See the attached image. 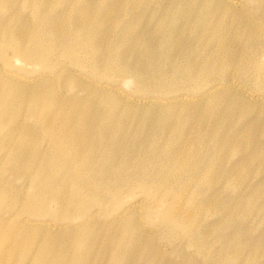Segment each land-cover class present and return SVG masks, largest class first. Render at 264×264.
<instances>
[{
  "label": "rangeland",
  "instance_id": "rangeland-1",
  "mask_svg": "<svg viewBox=\"0 0 264 264\" xmlns=\"http://www.w3.org/2000/svg\"><path fill=\"white\" fill-rule=\"evenodd\" d=\"M225 1L215 0L217 8ZM227 3L235 14L222 17L227 23L222 32L202 33L179 24L180 32L172 34L173 41L171 27L151 26L149 15L133 18L121 12L118 27L104 23L99 28L100 35L106 37L98 35L94 43L100 46L96 44L97 55L105 59L98 62L99 73L80 64L81 54L76 49L70 60L67 47L47 45L40 60L31 62L14 56L7 47L5 57L0 58V98L14 92L4 91L11 81L46 94L58 90L65 99H91L96 93L127 97L136 111L128 119L126 137L137 152L133 155L132 147L122 146L121 154L128 155L119 156L116 165L105 156L95 158L91 164L95 171L83 173L86 186L74 194L71 206L72 194L67 188H72L71 179L51 173L24 182L25 175L10 169L3 162L5 151L0 150V169L8 170L9 175L3 176L0 171V245L21 242L26 233L43 241L59 236L62 245L57 244L60 247L55 254L59 264H80L78 256L74 258L80 248L88 249L84 264H264V0ZM61 6L51 14L59 13ZM220 7L204 14V22L211 28L223 15ZM93 14L90 22L104 21L103 16L96 18ZM38 15L31 9L23 10V19L17 21L11 10L0 9V36L10 32L26 39L41 35L44 29L34 24ZM31 24L35 26L29 29ZM182 30L186 31L184 35ZM129 31L131 36L126 35ZM54 32L47 38L51 42L57 30ZM25 44L32 47L30 42ZM113 61L128 69L127 73L104 72L106 63ZM169 105L172 127L165 132L150 117ZM7 113L0 109L1 116ZM20 115L26 127L35 121L27 111ZM148 118L149 123L144 122ZM140 130L148 135L157 133L158 137L136 135ZM2 135L6 137L1 133L0 140ZM38 140L36 132L29 138L33 144ZM87 148L90 153L85 160H92L99 148L96 144ZM176 154L182 156L175 162L172 158ZM168 155L171 163L166 161ZM162 165L167 172H161ZM93 173L100 175L96 186L87 184ZM165 176L169 182L161 191ZM52 177L61 181L48 184ZM7 198L9 204L5 203ZM169 215L171 225L163 219ZM11 228L16 230L10 236ZM43 260L51 258L44 255Z\"/></svg>",
  "mask_w": 264,
  "mask_h": 264
},
{
  "label": "bare ground",
  "instance_id": "bare-ground-1",
  "mask_svg": "<svg viewBox=\"0 0 264 264\" xmlns=\"http://www.w3.org/2000/svg\"><path fill=\"white\" fill-rule=\"evenodd\" d=\"M110 1L112 2H109L108 0H0V9L6 8L7 10H11L13 12V17L15 18V20L17 19V21L23 19L22 17L23 10L31 9V11H33L36 15L39 14L36 19L37 22H34V24L36 25V27H41L44 29L41 35L32 36L30 37V39L29 38L26 39L27 37L23 35H19L16 33L13 34L11 32L7 34L6 32L7 35H5V37L0 36V58L5 57V53L8 47V49L12 50V53H14V56H22L30 60L31 62L33 61L38 62V60H40L39 57L42 56L43 54V47L45 49V46L47 45H50L52 47L64 46V47H67L68 51H70L69 53L70 60H72L71 59L72 51L76 49L77 52L81 54L80 55L81 59L79 60L80 62H83V63H80V64L88 65L94 72L99 73L101 72V69L99 68L98 62L100 60L103 61L104 59L103 56L97 55L98 53L97 49H99L100 46L97 43L96 44L99 47L96 44H94L96 38L98 37V35H100L99 28L101 26H104L105 25L104 23L115 26L122 17V16H119L121 12H125L127 13V15L133 18L140 17L141 15L144 17L145 15H149L150 16L149 22L151 26L157 25V26H160V28L171 27V40L174 37L172 35L173 33H178V31L180 32V30H177V29H180L181 27V25L179 27V24H184V26H187L190 28L195 27V29L201 30V32L203 31L202 33L211 31V33L216 35L222 32L224 30V27L227 26L226 21L222 17L235 14L234 8H232L229 5V3H227L229 0L227 2L225 1L226 3L224 4L221 2L222 5H220L221 7L218 6V8L220 7L223 9V11L221 10L223 12L222 13L223 15L220 16L221 18L220 17L218 18L217 25L214 28H211L209 27L208 24H206V22H204L203 18H204V14H207V13L210 14L212 11H215L216 9H218L215 3V0H164V1H161V0H110ZM48 2H51V3H48ZM261 2L262 1H260V3ZM259 4H256V6ZM61 5H64L63 9L59 11V13H57L56 15H52L51 13H54V10L62 8ZM90 13H94L93 16L95 15L96 18L97 17L100 18L101 16H103L104 21H101L102 19L101 18L100 20H96V22H90L92 21L91 20L92 17L90 18ZM236 14H239V13H236ZM86 20L90 23H86L85 22ZM145 22L143 23L145 24ZM119 23L118 25H116V27L120 25ZM34 24H31L29 29H31V26H35ZM8 28H9V31H12L11 24L10 26L8 24ZM56 30L57 32H56V36L54 35L55 36L54 41L51 42L47 38H49L51 34L53 35V33H55L54 31ZM140 30L142 32V29ZM185 30H182L183 35L186 32ZM131 31L127 32L128 34L126 35L131 36ZM165 31L163 33H165ZM58 32H59V36H58ZM67 32H70V34L68 35ZM61 34L65 36L62 38ZM135 34L138 35V33H135ZM25 35L27 36V34ZM124 35L125 33H123V37ZM100 36L99 37L102 38V36L104 37V34L102 33ZM105 38L106 37H104V39ZM141 38H142V35H141ZM126 39H128V37ZM121 40H124V39H121ZM193 41L195 40L193 39ZM29 42L32 44L31 48L27 47V45L25 44ZM98 42H101V40L99 39ZM107 43L109 44L108 39H107ZM104 44L106 45V42ZM186 45H187V42H186ZM165 55L166 56L164 58L167 57V54ZM75 58L76 57L74 56L73 60H75ZM120 60H121V57H120ZM139 61L141 62V60ZM155 61L156 60H154V62ZM218 61H222V60H218ZM41 65L45 66L46 64L42 63ZM105 66L106 67L104 68L106 69L104 70V72L116 71L118 73L123 74V73H127V70H128V69L126 70V68L120 66L119 64H116L114 61L110 63L109 62L106 63ZM172 67L174 66L172 65ZM189 68H192V66ZM132 72L134 71L132 70ZM141 72L139 71V73ZM151 74H153V72ZM156 78H158V75ZM146 81L149 83H152V79H148ZM154 81L157 82V80H154ZM79 88H82L83 90H85L81 85ZM10 89H14V92L8 93V90ZM4 91H6L8 94L0 98V109L1 111L2 109L3 110L5 109L8 111V113L5 116L0 115V134L5 132V136H6L4 137V135H2L3 139L0 140V145L3 142L2 147H0V150L5 151L6 153V155L3 156L4 158L3 162H7L9 166L12 167L10 169L16 172V174H20L21 176L24 174L25 175L24 182L25 181L27 182L28 178H35V177L45 178L47 174H51V173L57 176L59 174H63L61 176L65 177L66 179H71L72 181H70V185H72V188L69 186L67 187L70 193L72 194L71 195L72 201H70L69 203L71 206L74 205L73 202L75 203L74 194L76 192L81 191L86 186L84 183L85 176L83 173L88 170L93 171V172L95 171V170H92V167H91L92 161L95 158L105 156L109 163H111L112 165H116L117 162L120 160L119 156L128 155V154L127 155L124 154L123 152L121 154L120 148L122 146H126L127 148L129 147L130 149L132 147L133 155H135L134 152H137L135 151L137 150V148L133 147V144L130 145V141H128L126 137V133L130 125V122H128V119H131V115H135V111H136V108L131 105L130 100L127 99V97H122L119 95H116V97H112L110 94L96 93L95 95L92 96L91 99L87 98L88 96L87 97L84 96L82 98L78 97V98H73V99L72 98L65 99L63 96L61 97L59 96L58 90L53 92L52 94L51 93L46 94L45 92L35 91V89L33 88L21 85L20 83H17L16 81H11V83L6 85V87L4 88ZM250 98L251 97H249L248 99ZM210 102L211 101H209V103ZM202 105L204 104L202 103ZM244 105L246 106L249 105L248 101H247V104L244 103ZM100 107L101 109H99ZM164 107L166 108L161 109L163 111L161 112L159 111L160 113H156L154 116L150 117V119L151 121L154 120L155 122L154 124L159 125V127L163 128L165 132H170L171 127H172L171 126V106L169 105V106H164ZM203 107L205 108L206 105ZM254 108L255 107H253V109ZM253 109H252V112H253ZM23 111H27V113L31 117H33L35 120L34 123H31L29 127H26L23 119H21L20 114ZM177 111L180 113L178 109ZM197 114H200V113L198 112ZM212 114L215 116L214 113ZM226 115H229V114H226ZM178 119L180 120L181 118H178ZM189 119L190 118H187L186 120L189 121ZM210 119H212V117H210ZM180 121L182 123V120ZM144 122L149 123V118L145 119ZM192 122H193V119H192ZM205 123H206V120H205ZM6 128L7 130H5ZM35 132L37 133L39 140L36 142V144H33L32 141H29V138ZM137 134L138 136H144V137L146 136L150 138L158 137L157 133H154L153 135L152 134L148 135L147 132H144V131L142 132V130L137 131L136 135ZM185 134H188L187 131ZM93 144H96L98 146L99 151L95 152V155L93 156L92 160H85L86 154L90 153L87 146L89 147V146H92ZM30 145H34V146H30ZM69 145H71L74 149ZM35 146L39 147V149L35 150L34 148ZM185 152L186 151H184L183 153ZM182 155L180 154L178 156V154H176L174 155L172 160L175 161L179 159ZM166 161H169L171 163V156ZM164 162L165 161H162V164ZM59 167H61V170H58ZM161 167H162L161 172H167L166 170H164L165 165H162ZM0 171H3V170L0 169ZM3 174H4L3 176L6 175V177H9L8 170H6L5 172L3 171ZM53 179L54 177L50 179L48 184H52V185L56 184L58 179H54V180ZM164 180H167V181H165L164 184L162 185L163 188L159 189L161 191L166 190L165 184L169 182V179L166 178V176ZM60 181L61 179L58 182ZM99 183H100V175L93 173V175L89 177L87 184H92L91 186H96ZM50 187L51 186H49L48 188ZM64 188L65 187H63V189ZM5 192H7V190H5ZM168 201H169V198H168ZM9 202L10 200L9 198H7L5 200V203L9 204ZM169 208H170V204H169L168 209ZM169 212H171V209L169 210ZM177 216L179 215L177 214ZM163 219L164 220L167 219V222H169L171 225V215L167 216L166 218L163 216ZM11 230L12 232L10 236L13 234L16 228L14 229L11 228ZM1 232H3V230L0 228V233ZM20 241L21 242H17L16 244H13V245H8L9 242H5L0 245V264H59V259L57 255H55L58 248L60 247L58 245H62L61 239L59 236L57 237L48 236L46 240L43 241L38 236H33L29 233H26L23 236H21ZM3 249L4 251L7 250L9 253L4 252ZM87 250L88 249L84 250L83 248H80L79 250L75 252L74 258L77 259V256H78L80 264H84L86 262L87 255H88ZM44 255H48L51 258V260L44 261L43 260Z\"/></svg>",
  "mask_w": 264,
  "mask_h": 264
}]
</instances>
